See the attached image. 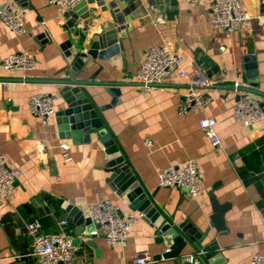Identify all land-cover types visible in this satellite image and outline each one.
I'll return each mask as SVG.
<instances>
[{"label":"crops","instance_id":"1","mask_svg":"<svg viewBox=\"0 0 264 264\" xmlns=\"http://www.w3.org/2000/svg\"><path fill=\"white\" fill-rule=\"evenodd\" d=\"M6 1L25 31L17 34L0 19V52L5 56L25 52L35 58V67L11 72L0 65V155L18 171L13 195H0V264L13 260L10 247L26 256L29 264H39L25 230L32 219L41 222L46 234L60 233V222L68 221L63 231L77 248L75 264H131L141 251L152 255L148 264H178L155 258L165 253L166 246L157 241L156 228L144 216L131 227L125 246H112L97 226L75 224L63 208L64 203L81 200L89 210L106 198L121 212H132L108 182L112 172L107 168L109 156L101 137L93 132L90 142L75 143L61 136L57 121V113L67 106L54 82L72 76L61 46L70 40L84 51L83 46L103 34L107 25L117 27L124 45L119 65L90 59L77 78L93 76L95 83H121L118 102L102 115L134 173L154 194L156 204L168 215L175 214L176 222L188 215L191 223L204 230L213 215L212 194L227 205L226 230L211 227L204 242L219 245L217 264H250L253 255L264 254V115L249 126L235 119L238 95L245 94L238 89L264 92V0H242L249 18L236 31L213 26L210 0L196 4L186 0H104L106 10L96 2L89 4L87 23L79 18L71 29L64 27L68 22L65 11L49 0H0V6ZM163 45L184 58L190 81L200 78L208 83L193 87L212 96L199 113L179 112L181 99L191 89L186 81L172 80L148 89L139 84L137 71L148 50ZM248 55L255 57L256 69H247ZM86 90L98 106L111 102L100 84L86 86ZM33 94L52 95L55 115L46 121L32 115ZM203 116L216 120L221 148H214L200 128ZM188 160L196 161L200 168L201 192L195 199L186 193L184 199V192L177 188L158 185L162 169ZM188 251L186 248L183 254Z\"/></svg>","mask_w":264,"mask_h":264},{"label":"built area","instance_id":"2","mask_svg":"<svg viewBox=\"0 0 264 264\" xmlns=\"http://www.w3.org/2000/svg\"><path fill=\"white\" fill-rule=\"evenodd\" d=\"M60 11H69L83 0H49ZM191 4L201 0H186ZM210 9L213 13L212 24L215 28L228 31H236L249 18L243 11L242 0H210ZM0 19L2 23L17 34H22L24 24L15 12L9 1L0 6ZM161 23L162 18L158 19ZM184 58L175 54L168 46H152L137 71V80L144 89L170 82L183 80L189 83L191 89L183 96L179 105V112L199 113L211 101L212 96L203 91H197L193 87L206 81L191 79L184 67ZM0 65L6 71H28L35 67V58L25 52L2 55L0 52ZM29 110L32 115L46 121L56 113L55 98L49 94H33L30 97ZM264 108L260 106L252 94L239 99L235 109V119L249 126L262 118ZM217 122L213 117L203 116L199 119V126L209 139L214 148H221L222 142L216 130ZM64 157L68 159V146L62 145ZM18 171L12 169L4 155H0V195L9 198L14 193ZM159 187L177 188L190 199H195L201 192V174L196 161L188 160L179 164H169L159 174ZM92 223L100 229L101 234L112 246H125L131 227L137 220L144 216L142 213H123L110 199H101L89 209ZM68 224L67 220L60 222L61 232L46 234L38 219L26 222V234L31 239L32 255L39 264H75L76 246L73 238L67 235L63 229ZM95 231L94 233H98ZM153 260L147 251L137 253L131 260V264H148ZM250 264H264V254H255Z\"/></svg>","mask_w":264,"mask_h":264},{"label":"water","instance_id":"3","mask_svg":"<svg viewBox=\"0 0 264 264\" xmlns=\"http://www.w3.org/2000/svg\"><path fill=\"white\" fill-rule=\"evenodd\" d=\"M97 4L102 10H106L104 0H83L71 10L66 11L64 17L68 19L65 29H71L80 18L86 23L89 19L88 5ZM111 8V7H110ZM261 12L264 14V3L261 5ZM64 50L68 61L71 64V78L55 81L58 86L57 91L66 103V109L57 113L59 130L61 136L72 138L75 143L90 142L93 132L101 137V143L109 161L107 168L111 170L108 182L122 197L128 210L142 213L146 220H149L157 230L158 242L166 246L165 253L157 255L156 259H172L178 264H217L219 245L216 241L204 244L210 235V228L216 227L218 230H226L224 223V214L227 205L219 203L217 198L212 194L211 204L213 215L210 217L209 227L204 230L199 229L191 223L190 216L181 222L175 221V214L168 215L159 207L155 200L154 194L149 193L142 181L137 177L128 163L125 155L122 153L119 145L113 141L112 134L107 130V125L103 118V112L118 102L120 95L119 87L121 83L104 81L95 83L89 80L78 79L77 75L85 68L89 60L92 59L106 61L113 65H119L121 52L124 50L122 39L118 37V30L115 25H107L105 32L95 36L87 45L83 46L84 51H79L74 47L72 41L68 40L61 46ZM247 69H256L257 64L253 55L245 57ZM100 67L99 69H101ZM101 85L105 87V92L112 99L108 105L98 106L87 93L86 86ZM239 91L245 94L238 95V100L248 94H252L261 107L264 108V92L254 89L240 88ZM185 193L182 197L185 199ZM63 208L71 217L75 224L90 226L92 221L89 216V210L81 200L75 204L64 203ZM188 253H184L185 249ZM10 257L13 259L8 264H29L26 256H20L10 247Z\"/></svg>","mask_w":264,"mask_h":264}]
</instances>
